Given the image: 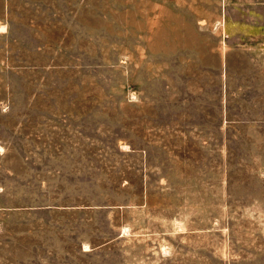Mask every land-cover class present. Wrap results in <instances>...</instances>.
Returning a JSON list of instances; mask_svg holds the SVG:
<instances>
[{"label": "rangeland", "instance_id": "374dc122", "mask_svg": "<svg viewBox=\"0 0 264 264\" xmlns=\"http://www.w3.org/2000/svg\"><path fill=\"white\" fill-rule=\"evenodd\" d=\"M0 264H264V0H0Z\"/></svg>", "mask_w": 264, "mask_h": 264}]
</instances>
